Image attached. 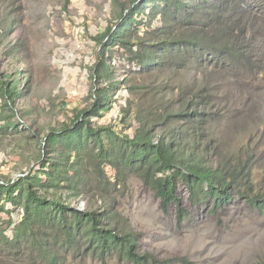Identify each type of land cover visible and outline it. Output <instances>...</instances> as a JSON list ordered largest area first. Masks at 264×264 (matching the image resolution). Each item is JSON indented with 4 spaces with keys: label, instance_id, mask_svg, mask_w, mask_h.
Masks as SVG:
<instances>
[{
    "label": "trees",
    "instance_id": "obj_1",
    "mask_svg": "<svg viewBox=\"0 0 264 264\" xmlns=\"http://www.w3.org/2000/svg\"><path fill=\"white\" fill-rule=\"evenodd\" d=\"M254 1V9L242 5L237 14L226 16L222 4L237 0H133L115 26L95 38L103 56L118 51L130 69L142 75L181 68V61H197L202 68L201 86L194 92L175 88L179 97L186 95L180 104L164 103V97L157 102L136 98L147 87L131 86L134 98L116 116L123 124L127 115L137 121L138 128L129 134L116 122L93 120L113 107L111 91L118 92L122 81L97 85L89 95L88 108L75 110L69 123L45 136L47 150L37 160L38 168L0 182V211L10 206L8 228L14 224L12 237L0 225V248L6 249V255L17 254L20 242L28 240L35 260L45 264H58L61 254L75 259L93 255L101 262L116 258L129 264H185L180 258L159 260L139 254L138 236L118 228L117 214L106 199L124 190L131 177L154 193L164 214L174 205L179 225L187 218L179 186L187 191L192 205L211 199L215 212L234 198L264 211V120L260 114L251 124L245 123L233 150L222 142V147H216L217 160L210 150L216 140L209 128L216 116H222L221 109L213 106L216 74L231 78L241 69L243 82L264 78V65L259 62L264 54V0ZM110 65L104 59L99 62L97 81ZM17 97L15 86L7 79L0 81L3 106ZM223 116L229 123L230 116ZM157 126L162 130L156 136ZM106 167L114 171L113 178ZM92 189L103 199L101 206L78 209L74 201ZM18 209L22 215L14 221L11 215ZM0 262L9 264L5 259ZM255 264H264V250Z\"/></svg>",
    "mask_w": 264,
    "mask_h": 264
},
{
    "label": "rangeland",
    "instance_id": "obj_2",
    "mask_svg": "<svg viewBox=\"0 0 264 264\" xmlns=\"http://www.w3.org/2000/svg\"><path fill=\"white\" fill-rule=\"evenodd\" d=\"M132 1L0 0V81L7 79L18 94L7 107L0 98V182L22 176L31 167L37 169V160L47 150L43 143L45 136L51 129H60L62 123H69L75 110L88 108L89 95L97 85L122 81L118 92L111 91L113 107L93 120L98 124L116 122L117 127L129 134L138 128L137 121L127 115L123 124L116 116L129 98L133 100L131 86L147 87L136 98L157 102L164 97V103L178 104L186 100V95L179 97L178 92L174 93L175 88L183 87L187 92L200 88L202 68L197 61H181V68L142 75L130 69L120 52L104 56L100 53L95 38L107 27L115 26ZM255 4L254 0H237L235 4H222V8L226 16H232L243 6L254 9ZM103 59L112 65L97 81L95 75ZM259 62L264 65V54ZM261 73L264 76V70ZM216 75L213 106L217 111L221 109L222 116H216L209 128L217 142L210 149L216 153L214 160L219 158L216 147H222V142L231 150L240 142L245 123L251 124L259 114L264 120V101H261L264 80L259 81L264 78L243 82L241 69L237 73L239 78ZM223 114L230 116L229 123L224 121ZM161 130L157 126L153 134L160 135ZM105 171L113 178L110 167ZM179 195L187 212V218L180 225L175 206L164 214L154 193L136 177L129 178L126 188L108 197L106 204L114 208L118 228L138 236L139 254L148 253L159 260L180 258L185 264H255L262 259L264 211L254 210L234 198L215 212L211 199L192 205L182 186H179ZM97 196L95 189L84 192L74 201L75 206L80 210L87 206L98 208L103 199ZM9 208L4 206L0 211V225L5 228L4 234L12 237L14 224L8 228L11 217L6 214ZM20 215L22 210L18 209L11 216L17 221ZM6 253V249L0 248V260L5 259L9 264H45L35 260L28 240L20 242L17 254ZM56 263L129 264L116 258L101 262L93 255L75 259L62 254Z\"/></svg>",
    "mask_w": 264,
    "mask_h": 264
}]
</instances>
